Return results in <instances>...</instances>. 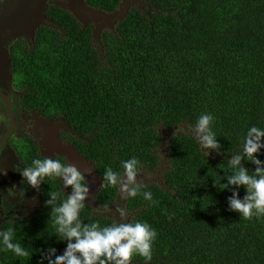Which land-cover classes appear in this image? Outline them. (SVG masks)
Segmentation results:
<instances>
[{"label":"trees","instance_id":"16d2710c","mask_svg":"<svg viewBox=\"0 0 264 264\" xmlns=\"http://www.w3.org/2000/svg\"><path fill=\"white\" fill-rule=\"evenodd\" d=\"M121 1L84 3L111 14ZM141 1L144 6L129 8L97 39L93 25L47 5L49 25L34 31L31 44L18 37L7 48L24 103L71 128L59 139L101 179L94 198L99 211L118 203L127 208L128 222L156 230L149 264H264V215L231 211L229 197L235 191L243 199L245 189L223 190L248 129H264V0ZM206 113L214 117L219 149L202 150L188 131ZM21 144L15 149L25 167L43 158ZM258 156L264 162V149ZM132 157L141 162L137 180L154 175L152 182H138L155 203L142 196L125 200L118 188L102 185L106 168L122 172L121 162ZM242 164L249 173L257 167ZM40 191L38 214L5 224L30 255L0 250V264H48L50 248L63 254L67 242L58 240L46 204L50 191L61 192V181L46 178ZM80 219L101 228L116 222L86 202ZM132 264H145L144 258L135 254Z\"/></svg>","mask_w":264,"mask_h":264},{"label":"clouds","instance_id":"9594fccd","mask_svg":"<svg viewBox=\"0 0 264 264\" xmlns=\"http://www.w3.org/2000/svg\"><path fill=\"white\" fill-rule=\"evenodd\" d=\"M122 2L123 0L121 4ZM128 9L123 19L114 27L125 19ZM3 119L4 117L0 116V120ZM213 120L211 114H202L195 125H190L188 128L202 150L220 148L212 129ZM180 131L182 130L179 129ZM262 149H264V129L250 127L243 140L242 153L233 156L229 161V167L234 169V172L227 177V183L223 184V190L229 186L237 188L242 186L245 189L246 194L243 199L240 198L239 192L234 191L228 201L229 209L245 218L264 215V162L258 156ZM244 160L257 166L254 172L249 173L248 168L243 166ZM121 167L122 172L114 171L111 167L106 168L102 185L118 188L121 197L125 200L142 196L149 204L155 203L153 193L144 190L147 185L137 180L141 171V162L136 157H132L123 160ZM14 169L20 173L21 183H27L34 189H39L46 178L51 180L58 178L61 181V192L50 191L48 193L50 198L46 204L52 206L51 221L58 240L67 243L61 255H56L55 248L48 250V255L45 257L48 264H132L135 254L143 257L145 264H149L152 260V243L157 237V232L148 223L128 222L127 208H116L120 220L124 222L116 221L103 228L96 222L84 224L81 221L80 213L90 195V188L85 174L76 165L52 157H43L33 159L31 166L21 168L16 165ZM0 174L7 176V169L0 168ZM7 192L8 196H19L23 200L26 189L21 187L17 192L16 185H13ZM62 192L65 198L61 200ZM2 199L3 197H0V200ZM105 209L110 210L107 206ZM9 222L13 221L0 222V250L11 251L18 257L29 256V252L20 242H14L15 229L12 227L5 229V224Z\"/></svg>","mask_w":264,"mask_h":264},{"label":"flooded vegetation","instance_id":"af4514ba","mask_svg":"<svg viewBox=\"0 0 264 264\" xmlns=\"http://www.w3.org/2000/svg\"><path fill=\"white\" fill-rule=\"evenodd\" d=\"M0 3H2V0ZM10 43L11 42H9L5 48L9 70L7 73L3 71L0 76V93L3 97L0 96V116L4 117L3 120H0V143L9 132L7 141L3 145H0V168L7 169V176L0 174V197H3V199L0 200V208L1 204H5L3 210L0 211V222H24L29 218L31 219L34 214L39 213L38 210L40 204L43 203V196L40 188L34 189L27 185V183H21L22 177L20 173L15 171L14 166L18 165L21 168L25 166L21 163L19 152L16 151L15 147L22 146L21 143L26 141V144L32 145L35 148L39 156L44 157L41 154L39 141L34 138L33 130L38 122L49 121V115L45 113L41 114L39 111L28 107V105L24 103L23 92L13 75L7 53V48ZM6 101L11 107V115L14 122L11 130L9 129V107ZM71 135L73 136V134ZM60 139V144L71 146L69 143L66 144L67 142L65 143ZM13 185H16L17 192H19L21 187L26 189L23 200H21L19 196H8L7 190Z\"/></svg>","mask_w":264,"mask_h":264},{"label":"water","instance_id":"95a60500","mask_svg":"<svg viewBox=\"0 0 264 264\" xmlns=\"http://www.w3.org/2000/svg\"><path fill=\"white\" fill-rule=\"evenodd\" d=\"M51 1H54L56 3V5H59V3H62V4L64 3L63 1H60V0H51ZM126 1L132 2L130 0H126ZM37 2H38V4L42 3L41 0H37ZM3 3L4 4L2 6H0V9L2 10L1 16H0V27L7 26V27L12 28V27H15L16 24H20V22L22 20H24V22L27 25H31L33 27H36L32 31V37H33L34 31L39 26L49 25L48 19L45 18L43 15V11L46 9V6L44 7L43 4H42L41 8H39V6L26 8V4H27L26 1L23 2L20 0H4ZM21 3H23V6L25 7L27 13H29L32 16V18H27L28 20H26V18L23 16L21 6H20ZM51 3H53V2H51ZM55 3H53V4H55ZM14 5H15V7H14ZM83 5H84V7H86V5L84 4V1H83ZM61 7H63V6H61ZM66 10H68V9H66ZM95 11H98V10H95ZM126 11L118 12V13L115 12V13H111V14H104L101 11L94 12V13H96L95 14L96 25H95V28H94L93 33H92L93 38L97 39L98 35L101 33V31L104 30V27H107L108 30L113 29L114 25L118 21L123 19V17L126 14ZM36 12L37 13L39 12L40 13L39 16H41V17L34 16V14ZM71 14L80 23L81 22L83 23L85 21V20H82L80 14H78V13H71ZM105 16H108V18L106 19ZM82 23H81V25H82ZM85 26H87V25H85ZM101 27H103V28L101 29ZM7 31L8 30L6 28L0 29V36L2 35V36H5L7 38L5 45L8 44L9 42L15 40L18 37H22V36L7 34ZM32 37H31V39H32ZM8 70H9V63H8V59H7V55H6V49L5 50L0 49V76L2 75L3 71H5V73H7ZM0 96L2 97L1 93H0ZM6 103H7V106L9 107V115H10L9 129L11 130L14 122H13L12 115H11V107L7 101H6ZM40 123L43 124L44 127L42 129H39L38 131H36L37 137L41 138L43 140V142H46L47 145L49 146V149L56 150V149L60 148L62 144H60V142H59V138H58L59 132L60 131H65V132L71 131V128L68 126V124L65 122V120L63 118H59L56 120L42 121ZM8 138H9V132L6 134L5 138L1 141L0 145H3L7 141ZM52 138H53V140L56 141L55 144L53 142H51ZM68 149L70 151L74 152L80 159H82L84 161L85 167L87 168V170H89L88 173H84L86 182L88 183L89 188H90V195H89L88 199L86 200V202L89 206H91V208L93 210H95V209L99 210L100 208L95 204L94 198L100 189L101 179L93 172L92 165L89 162H86L82 157H80L77 154V152L74 150L72 145L68 146Z\"/></svg>","mask_w":264,"mask_h":264},{"label":"rangeland","instance_id":"374dc122","mask_svg":"<svg viewBox=\"0 0 264 264\" xmlns=\"http://www.w3.org/2000/svg\"><path fill=\"white\" fill-rule=\"evenodd\" d=\"M20 1H23V2L26 1V3H27L26 4V8L37 7V6H39V8H41L42 4L45 7L47 4H49L51 2L55 3L54 1H51V0H41L42 3H39V4H38L37 0H20ZM60 1L64 2L63 4L59 3L60 6H63L64 8L68 9L71 13H78V14L81 15L82 20H85L83 23L81 22L82 26L91 24L95 28V25H96L95 14L96 13H94V12H98V11L92 10V9L88 8L87 6H86L87 8L84 7L83 0H60ZM3 2H4V0H2V3H0V6L3 5ZM20 6H21L22 14L26 18V20H28L27 18H32V16L29 13H27L25 7L23 6V3H21ZM132 6H134V7H139V6L142 7L144 5H143L142 2H140L138 0H133L132 2L123 0L122 4L120 5V7L116 11V13L124 12V11H126L128 8H130ZM14 7H15V5H14ZM1 12H2V10L0 9V16H1ZM39 15H40L39 12L38 13L36 12L34 14V16L41 17ZM105 18L107 19L108 16H105ZM2 28H6L8 30L7 34L16 35V36H22L28 41L29 44H31L30 40H31V37H32V31L36 27H33L31 25H27L24 22V20H22L20 22V24H16L15 27H12V28L7 27V26L0 27V29H2ZM102 28L103 27H101V29ZM104 29L108 30L107 27H104ZM6 39L7 38L5 36H2V35L0 36V49H4L5 50L6 45H7V44L5 45ZM0 108H1V106H0ZM43 127H44L43 124L38 122L36 127L33 130L34 138L39 141L41 154L44 157L62 156L63 158H65L66 163L74 164L83 173H88L89 170H87V168L85 167L84 161L82 159H80L74 152L70 151L68 149V146L61 145L60 148H58L56 150H52V149H49V146L47 145L46 142H43V140L41 138L37 137L36 131H38L39 129H42ZM164 136L168 137L167 134H165ZM51 142H53L54 144L56 143V141L53 140V138H52ZM154 179H155L154 175H143L141 177H138V181H141V182H152ZM160 184H161V182H160ZM3 206H5V204L4 205L1 204L0 211L3 210ZM115 207L117 208V207H120V206L117 203L112 208H110V210H106L105 209L106 212H102V211H99L97 209H95V212H97L98 214L104 215V216H110V217L114 218L117 222H124V221L120 220L119 214L114 209Z\"/></svg>","mask_w":264,"mask_h":264}]
</instances>
